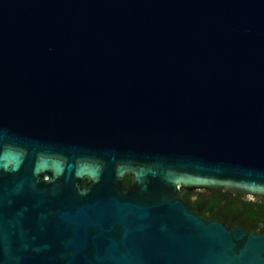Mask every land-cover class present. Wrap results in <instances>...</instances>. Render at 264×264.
Listing matches in <instances>:
<instances>
[{
	"label": "water",
	"instance_id": "95a60500",
	"mask_svg": "<svg viewBox=\"0 0 264 264\" xmlns=\"http://www.w3.org/2000/svg\"><path fill=\"white\" fill-rule=\"evenodd\" d=\"M205 190L264 200V0H0V264H264Z\"/></svg>",
	"mask_w": 264,
	"mask_h": 264
},
{
	"label": "trees",
	"instance_id": "16d2710c",
	"mask_svg": "<svg viewBox=\"0 0 264 264\" xmlns=\"http://www.w3.org/2000/svg\"><path fill=\"white\" fill-rule=\"evenodd\" d=\"M132 178L126 177L124 183L130 185ZM201 213L206 216L207 212L213 214L218 207H221L227 214L241 212L249 219L264 221V201L240 199L239 194L230 190L210 191L200 193ZM189 200V198H186ZM252 223V222H251Z\"/></svg>",
	"mask_w": 264,
	"mask_h": 264
},
{
	"label": "flooded vegetation",
	"instance_id": "af4514ba",
	"mask_svg": "<svg viewBox=\"0 0 264 264\" xmlns=\"http://www.w3.org/2000/svg\"><path fill=\"white\" fill-rule=\"evenodd\" d=\"M225 190H222L223 192ZM201 191H190L185 192L184 197L189 198L186 199L196 210L201 212V204H200V194ZM240 199H249L241 194H239ZM252 200V199H250ZM255 200H261L262 199H255ZM213 214H210L207 212L206 217L211 219H217L220 221L226 222L229 226H242L243 228L250 230V231H256V232H264V221L262 220H253L249 221L247 217H245L244 214L241 212H233L230 214H227L221 207H218ZM202 214V213H201ZM205 216V215H204ZM252 222V223H251Z\"/></svg>",
	"mask_w": 264,
	"mask_h": 264
}]
</instances>
